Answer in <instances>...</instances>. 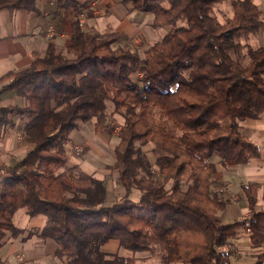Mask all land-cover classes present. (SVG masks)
Listing matches in <instances>:
<instances>
[{
	"label": "trees",
	"instance_id": "16d2710c",
	"mask_svg": "<svg viewBox=\"0 0 264 264\" xmlns=\"http://www.w3.org/2000/svg\"><path fill=\"white\" fill-rule=\"evenodd\" d=\"M120 1L130 11L152 14L153 28H166L143 55L113 46L117 35L84 30L86 2L58 0L61 20L70 25L67 45L51 43L44 55L33 53L28 67L0 76V93L14 90L26 101L0 106V136L16 115L26 118L22 133L31 144L5 167L10 176L0 178V240L6 230L19 231L12 215L22 207L29 216L45 217L40 235L58 244L62 264H136L105 252L110 239L132 252L156 244L161 264H230L231 250L224 247L239 228L249 227L251 245L262 246L255 264H262L259 184L242 185L252 215L228 224L217 215L227 199L209 188L212 155L225 168L260 155L239 131L240 120L264 114V47L246 42L264 27L260 9L253 0H235L232 16L221 22L213 6L223 0ZM1 9L39 10L37 0H0ZM137 72L142 76L134 80ZM107 100L125 119L113 147L123 195L112 204H105L102 179L77 165L54 171L67 160L63 143L73 130L93 119L95 133L104 131ZM148 142L159 151L156 175L140 149ZM133 189L141 192L137 201L130 198Z\"/></svg>",
	"mask_w": 264,
	"mask_h": 264
},
{
	"label": "crops",
	"instance_id": "0c3cea01",
	"mask_svg": "<svg viewBox=\"0 0 264 264\" xmlns=\"http://www.w3.org/2000/svg\"><path fill=\"white\" fill-rule=\"evenodd\" d=\"M79 1L86 2L89 8L95 5L94 2H91L92 0ZM253 1L257 3L256 5L264 18V0ZM57 4L58 0H37L39 9L37 12L24 9L0 10V76L9 71H19L28 67L33 59V53L44 55L51 43L59 49H63L67 45L70 38V25L68 20H61L62 13H58ZM100 5H103L104 8L100 7L99 12L94 10V15L90 12L89 14L84 13L87 17V27H82L84 30H96L106 35H117L113 45L122 47H129L126 43H122L125 36L123 32L127 33L130 39L135 36L138 39L145 37L146 29H142L141 24L133 21L132 16L147 14L150 16L148 22L151 23V15L135 10L130 11L120 0H100ZM49 30L52 31L50 35L47 34ZM246 42L253 48L264 47V27L249 34ZM137 51L140 55L144 53V51ZM24 104L25 99L18 96L14 90L0 93V106H22ZM11 118L12 125L0 136V167L2 168L20 160L31 146L25 138H21L26 118L23 119L16 115H12ZM86 126L89 128L87 131L83 129ZM239 131L259 147L260 155L248 163L237 164L229 168L221 165L218 155L211 156L210 161L216 168L211 183L215 191L227 199L223 209L217 211L220 221L224 224L248 219L252 215L242 190V185L247 182L259 184L257 210H264V114H260L257 118L240 120ZM101 137L102 132L95 133L94 131L93 119L82 123L79 128L69 134L66 139L68 143L63 144L67 162L70 165H77L87 174L102 179L106 188V197L109 190L113 189L119 190L121 193L119 196H121L123 190L119 183H116L113 170L96 153L97 148L101 147L97 143ZM80 143L86 149L83 156L73 149L74 144ZM112 157L113 163L114 155ZM224 183L230 184L231 189L222 190ZM133 194L132 191L130 198ZM132 200L137 201L138 199ZM106 202L112 204L116 201H107L105 198ZM12 221L19 231H5L4 237L0 240L1 260H5L9 264H62V260L55 255L58 244L54 240L40 235V230L45 224L43 215L29 216L25 208L20 207L13 213ZM102 249L107 253H118L131 257L136 264H161L162 261V252L160 251L156 253L157 251L150 248L147 251L132 252L120 247L116 239L108 240L103 244ZM224 249L231 250L230 264H255L256 254L262 250V246L253 247L250 242V231H247L246 228H239L236 235L229 239ZM17 255L22 256L21 261H18ZM169 264H179V262H170Z\"/></svg>",
	"mask_w": 264,
	"mask_h": 264
},
{
	"label": "rangeland",
	"instance_id": "374dc122",
	"mask_svg": "<svg viewBox=\"0 0 264 264\" xmlns=\"http://www.w3.org/2000/svg\"><path fill=\"white\" fill-rule=\"evenodd\" d=\"M89 1H91V0H89ZM234 1L235 0H223V1H220V2H217L214 4L213 14L218 18L219 21L224 22L225 20H227L228 18H230L232 16V4ZM91 2H94L95 5L92 8L86 7V13H88V14L90 12V13H92V15H94L93 14L94 10L99 12L100 7L104 8L103 5H100V0H92ZM84 13L81 14V20H82L81 26L83 28H86L87 27V24H86L87 17H85L86 14L84 15ZM148 14L152 16V14H150V13H148ZM149 17L150 16H147V14H141L140 16H137V14H135L134 17L132 16L133 21H137L139 24H141L142 29H146V34H145V37L143 38L145 41L142 38L138 39L137 36L130 39V38H128V34L123 32L125 36L123 37L124 39H122V40H124L122 43L123 44L126 43L130 48H132L131 50H140L143 52V51H145V49L146 50L149 49L151 47V45L155 41L160 39L162 37V35L164 34V32L166 31L165 27L153 28L151 26V23L148 22L150 20ZM151 21H152V19H151ZM113 46H115V44ZM244 56H245V52H244ZM246 62H248V59H247V61H244V63H246ZM137 76H139L138 72L133 74L132 78L135 80ZM25 103H26V101H25ZM106 106H107V112H108L107 126L104 129V131L102 132L101 140L97 141V143L101 147L97 148L98 150L96 151V153H97V155H100V157L102 159H104L103 162L107 166H109L111 168V170H113L112 173L114 174V179H115L116 183H118V181L116 179L117 173H116V170L113 168V163H112L113 157L112 156H113V147L120 140L119 136H120L121 130L124 129L125 119L122 116V114L113 112V104L110 100L106 101ZM116 126L119 127V130L114 129ZM87 127L88 126L84 127L83 129H85L87 131L89 129ZM21 138L24 139L23 133L21 134ZM22 142H24V140H22ZM74 145L81 147V152L79 155L83 156V154L85 153V150H86L85 147H83L84 145L81 143L80 144H74ZM135 145L138 146V143H135ZM140 149H141V152L144 154V156L148 159V161L151 164V171H152L151 173H154L152 175H156L158 173V170L154 165V161H155L157 155L159 154V151L154 146V144L151 142H148V143L142 145L140 147ZM69 166H72V165H70L66 160V162L64 164L59 165V166H55L54 171L55 172H61V171L68 169ZM78 169L81 170L79 167H78ZM164 177H165V175H160L159 179L163 180ZM211 180H212V175H211L210 180H209V188L211 190V193L213 192V193L220 196L221 194H219L217 191H215V188L213 187ZM170 184H171V180H168L167 183L165 184V187H169ZM122 190H123V188H122ZM132 191L134 194L131 195V198L137 200L139 198V196L141 195V192H139V190H137V189H133ZM120 194L121 193L119 190H116V189L109 190V194L107 195L106 200L111 201V202L112 201L117 202V201L121 200V197L123 195L122 194L121 196H119ZM136 194H138V195H136ZM105 204H109V203L106 202ZM152 248L155 250V252L157 251L156 253H158V251L162 252L161 250H159L160 247L157 246L156 244L152 245ZM19 256H21V255H19ZM21 258H22V256H21ZM170 262H176V263L179 262V264H181V263L186 264L183 261H179V260H173Z\"/></svg>",
	"mask_w": 264,
	"mask_h": 264
},
{
	"label": "built area",
	"instance_id": "2783aa9c",
	"mask_svg": "<svg viewBox=\"0 0 264 264\" xmlns=\"http://www.w3.org/2000/svg\"><path fill=\"white\" fill-rule=\"evenodd\" d=\"M80 23H82V20H81V15H80ZM52 31H48V33L47 34H49L50 35V33H51ZM138 74H139V76H142V73H139L138 72ZM114 129H118L119 130V127H115ZM64 143H68V141L67 140H65L64 141ZM63 143V144H64ZM73 149L77 152V153H80L81 152V147L80 146H77V145H73ZM10 176V172L6 169V168H2V167H0V177H9ZM231 189V185L230 184H228V183H224L223 185H222V190H224V191H228V190H230ZM247 229V231H250V228L249 227H247L246 228ZM17 259H18V261H21L22 260V258H21V256H17Z\"/></svg>",
	"mask_w": 264,
	"mask_h": 264
}]
</instances>
